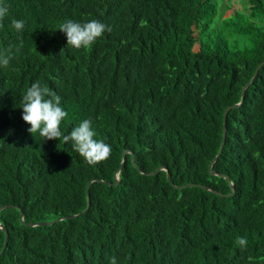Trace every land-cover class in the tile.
Segmentation results:
<instances>
[{"label":"trees","instance_id":"obj_1","mask_svg":"<svg viewBox=\"0 0 264 264\" xmlns=\"http://www.w3.org/2000/svg\"><path fill=\"white\" fill-rule=\"evenodd\" d=\"M2 2L0 264H264V0ZM91 19L111 31L67 47L59 25ZM36 81L61 97L63 134L92 120L106 161L29 134ZM223 137L225 178L209 172Z\"/></svg>","mask_w":264,"mask_h":264},{"label":"clouds","instance_id":"obj_2","mask_svg":"<svg viewBox=\"0 0 264 264\" xmlns=\"http://www.w3.org/2000/svg\"><path fill=\"white\" fill-rule=\"evenodd\" d=\"M8 11V6L0 0V27H3L2 21L8 15ZM11 27L19 33L24 29L25 22L12 19ZM58 30L65 35L67 47L80 50L90 48L106 31L110 32L111 28L97 19H91L86 23L66 20L59 25ZM13 47L9 45L0 52V66L8 67L12 59ZM21 47H23L22 42L16 47V51L18 52ZM20 105L21 118L30 126L27 129L30 135L38 133L43 141L62 139L66 145H71V150L88 166H96L110 157L111 146L103 139L94 138L96 132L92 129L91 119L83 120L67 135L60 131V124L68 113L61 106V97L47 85H42L39 81L33 82L21 97ZM236 244L244 247L247 240L237 237ZM109 264H117L116 257H111Z\"/></svg>","mask_w":264,"mask_h":264},{"label":"water","instance_id":"obj_3","mask_svg":"<svg viewBox=\"0 0 264 264\" xmlns=\"http://www.w3.org/2000/svg\"><path fill=\"white\" fill-rule=\"evenodd\" d=\"M264 64V61L261 63V64H259L258 66H257V68H256V71H255V74L257 73V71L259 70V68L262 66ZM254 77H255V75H254ZM250 83H248V84H246L243 88H242V97H241V99H240V102H238V103H236V104H234V105H232V106H230V107H227L226 109H225V111H224V113H223V129L225 130V119H226V112L229 110V109H233V108H237L240 104H241V102H242V99H243V92H244V90L246 89V87L249 85ZM223 142H224V137L222 138V142H221V145H220V149H219V152H218V154H217V156L213 159V161L211 162V164H210V166H209V172L211 173V174H213V175H217V176H220V177H224V176H222V175H219V174H216L215 172H213L212 170H211V166H212V164H213V162L217 159V157L219 156V154H220V152H221V150H222V146H223ZM124 155V154H123ZM122 163H123V161H122ZM122 163H121V165H122ZM158 170H164L165 172H166V176H167V180L170 182V175H169V173H168V171L166 170V169H164V168H161V167H159V168H157V170H155L154 172H152V173H149V175H154ZM143 173V172H142ZM143 174H145V173H143ZM225 178V177H224ZM118 179L117 178H115V182H114V185H118ZM187 186H190V184H188V185H184V186H177L176 188L177 189H181V188H183V187H187ZM230 187H231V189H232V192H231V194H229V196H231V195H233L234 194V191H235V188H234V186L232 185V184H230ZM204 189H207L206 187H203ZM61 218H58V219H56L55 221H58V220H60ZM50 225V224H52V222H48V223H38V224H26L27 226H31V227H33V226H36V225ZM0 229L2 230V231H4L5 232V243H4V246H3V248H2V250L0 251V254L2 253V251L4 250V248H5V245H6V241H7V233H6V231H5V229L4 228H2L1 226H0Z\"/></svg>","mask_w":264,"mask_h":264}]
</instances>
